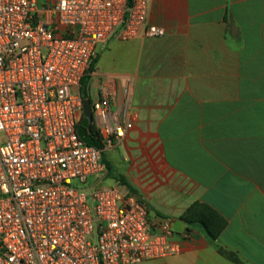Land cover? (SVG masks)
Listing matches in <instances>:
<instances>
[{
	"label": "crops",
	"instance_id": "0c3cea01",
	"mask_svg": "<svg viewBox=\"0 0 264 264\" xmlns=\"http://www.w3.org/2000/svg\"><path fill=\"white\" fill-rule=\"evenodd\" d=\"M148 21L165 35L117 29L87 88L94 102L114 82L112 110L133 125L102 184L173 218L180 240L179 255L139 264H264V0H149ZM194 203L226 222L216 239L183 220Z\"/></svg>",
	"mask_w": 264,
	"mask_h": 264
},
{
	"label": "built area",
	"instance_id": "2783aa9c",
	"mask_svg": "<svg viewBox=\"0 0 264 264\" xmlns=\"http://www.w3.org/2000/svg\"><path fill=\"white\" fill-rule=\"evenodd\" d=\"M148 17L149 0H0V264H139L181 253L173 218L151 219L125 186L100 185L103 152L133 128L112 110L114 82L92 102L101 149L78 134L80 85L101 45L119 28L123 41L163 37Z\"/></svg>",
	"mask_w": 264,
	"mask_h": 264
},
{
	"label": "trees",
	"instance_id": "16d2710c",
	"mask_svg": "<svg viewBox=\"0 0 264 264\" xmlns=\"http://www.w3.org/2000/svg\"><path fill=\"white\" fill-rule=\"evenodd\" d=\"M131 1V0H130ZM97 64V60H95L90 69L88 70L87 74L83 78L81 85H80V94L83 100L89 99L87 88L89 86L92 73L95 71V66ZM92 135L95 139L93 146L100 148L102 147L100 140L98 139L97 135L93 131L92 127ZM102 159L107 166L108 174L111 171V167L109 161L107 160L106 152H103ZM121 183H124V180H120ZM183 220L187 223H198L202 225L206 232L208 233L211 239H216L222 229L225 227L226 222L209 206L202 204V203H194L183 215Z\"/></svg>",
	"mask_w": 264,
	"mask_h": 264
},
{
	"label": "water",
	"instance_id": "95a60500",
	"mask_svg": "<svg viewBox=\"0 0 264 264\" xmlns=\"http://www.w3.org/2000/svg\"><path fill=\"white\" fill-rule=\"evenodd\" d=\"M94 121L92 101L84 100L83 118L78 126V134L80 138L87 144H93L95 139L92 135L91 125Z\"/></svg>",
	"mask_w": 264,
	"mask_h": 264
},
{
	"label": "rangeland",
	"instance_id": "374dc122",
	"mask_svg": "<svg viewBox=\"0 0 264 264\" xmlns=\"http://www.w3.org/2000/svg\"><path fill=\"white\" fill-rule=\"evenodd\" d=\"M99 50H100V53L102 52L103 54H105L104 55V58L107 59L108 58V49L107 48H104V47H100ZM100 185H103L104 186L105 184H102V182H101ZM106 185H108V184H106Z\"/></svg>",
	"mask_w": 264,
	"mask_h": 264
},
{
	"label": "flooded vegetation",
	"instance_id": "af4514ba",
	"mask_svg": "<svg viewBox=\"0 0 264 264\" xmlns=\"http://www.w3.org/2000/svg\"><path fill=\"white\" fill-rule=\"evenodd\" d=\"M91 129H92V127H91Z\"/></svg>",
	"mask_w": 264,
	"mask_h": 264
}]
</instances>
